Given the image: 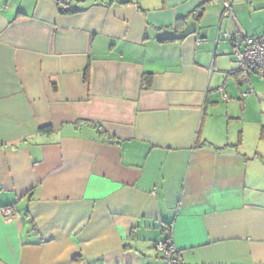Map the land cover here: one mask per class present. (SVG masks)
Listing matches in <instances>:
<instances>
[{"label": "crops", "instance_id": "crops-1", "mask_svg": "<svg viewBox=\"0 0 264 264\" xmlns=\"http://www.w3.org/2000/svg\"><path fill=\"white\" fill-rule=\"evenodd\" d=\"M212 1L0 0V264H264V2Z\"/></svg>", "mask_w": 264, "mask_h": 264}, {"label": "built area", "instance_id": "built-area-1", "mask_svg": "<svg viewBox=\"0 0 264 264\" xmlns=\"http://www.w3.org/2000/svg\"><path fill=\"white\" fill-rule=\"evenodd\" d=\"M233 0H223L226 11L231 9ZM233 56L238 66V74L242 83H248L250 73L264 81V35L244 37L233 43ZM9 209H2L1 214L8 216ZM155 251L161 256L165 264H183L178 250L171 239L155 244Z\"/></svg>", "mask_w": 264, "mask_h": 264}, {"label": "rangeland", "instance_id": "rangeland-1", "mask_svg": "<svg viewBox=\"0 0 264 264\" xmlns=\"http://www.w3.org/2000/svg\"><path fill=\"white\" fill-rule=\"evenodd\" d=\"M232 2L234 3V5L235 4L243 3V6H246L245 9L244 8H240V10L238 11V14H239V17H244V18H242L241 21L245 25L250 26L253 22L248 21V17H249L248 16V9L249 8H247L248 5H249L248 3H251L252 2L253 5L256 6V4H258L259 2H264V0H233ZM223 5H224L223 0H213L212 3L210 4V6L208 8L209 9L212 8V11H213L214 9H216V8H213V7H217V9H220L221 12H222L223 11ZM225 14H226V16L228 15L227 12ZM212 15H213V13H212ZM209 22H213V19H210L209 18L208 23L204 19V20L201 21V24L199 26H195L194 24H191L190 25V28H191L190 30H192V31L195 30V29L200 30V28L203 27V26L207 27V26H210V25L213 24V23L209 24ZM217 29H218V24H217V27H214V28L213 27H210L209 29H207V31H214V30L217 31ZM241 40L242 39H240V41Z\"/></svg>", "mask_w": 264, "mask_h": 264}, {"label": "trees", "instance_id": "trees-1", "mask_svg": "<svg viewBox=\"0 0 264 264\" xmlns=\"http://www.w3.org/2000/svg\"><path fill=\"white\" fill-rule=\"evenodd\" d=\"M62 6V5H61ZM60 5L58 6L59 8V13L62 14V15H71V14H74L76 13V11H74L73 9L69 8V7H61ZM204 7L203 5L200 6L197 10V12L195 14H193L192 16H194L196 19H199L201 16H202V11H203ZM226 11V10H224ZM181 22L184 24V20H181L179 25L181 26ZM83 81L84 83H88V75L87 73H85L83 75ZM151 84H152V76L151 74H143L142 78H141V82H140V89L142 90H148L151 88ZM92 127H95V128H98V126L96 125H91ZM49 128L46 129V128H42L41 131L42 132H49ZM169 231V230H168ZM170 233V231H169ZM169 239H171V235L169 234L166 239L164 240L165 241H169Z\"/></svg>", "mask_w": 264, "mask_h": 264}]
</instances>
